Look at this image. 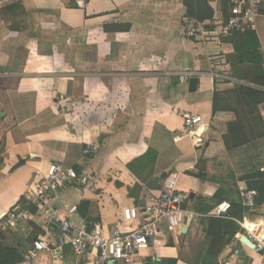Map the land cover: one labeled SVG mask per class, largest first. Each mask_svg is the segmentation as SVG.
Returning a JSON list of instances; mask_svg holds the SVG:
<instances>
[{
	"label": "crops",
	"instance_id": "obj_1",
	"mask_svg": "<svg viewBox=\"0 0 264 264\" xmlns=\"http://www.w3.org/2000/svg\"><path fill=\"white\" fill-rule=\"evenodd\" d=\"M207 2L214 11L207 26L228 21L230 0ZM0 4V228L21 249L20 264L93 260L76 258L68 246L62 260L49 252L31 255L35 241L59 235L33 200L32 184L52 163H74L77 146L94 149L77 162L79 174L90 177L89 184L81 192L62 189L48 202L57 212L77 206V228L86 220L111 227L131 206L144 213L175 180L178 192L211 206L217 203V193L226 194L224 202L236 203L233 214L243 216L239 223L264 233V204L245 206L237 195L239 182L234 181L264 172V138L227 151L224 137L235 114L213 112L215 92L234 91L238 84L263 89L239 81L236 72L241 68L247 76L249 68L264 69V7L254 29L217 43L186 37L184 0ZM185 72L198 79L194 93L189 92L190 81L180 77ZM183 112L203 117L209 126L202 152L196 154L188 138L174 141L183 131ZM260 115L264 123V107ZM148 150L158 157L152 177L142 184L127 165ZM200 173L205 179L195 178ZM137 184L142 193L135 202L129 189ZM209 219L196 214L181 232L169 229L173 246L157 232L148 262L176 259L177 264H200ZM242 235L224 249L220 264H264L262 255L240 242Z\"/></svg>",
	"mask_w": 264,
	"mask_h": 264
},
{
	"label": "built area",
	"instance_id": "obj_2",
	"mask_svg": "<svg viewBox=\"0 0 264 264\" xmlns=\"http://www.w3.org/2000/svg\"><path fill=\"white\" fill-rule=\"evenodd\" d=\"M230 3L232 15L223 24L211 22L207 26L205 23L186 19V37L219 43L235 33L254 29L256 19L264 7V0H230ZM78 6L82 8L84 3L78 1ZM180 77L188 83L195 75L185 72ZM181 117L183 131L174 137V141L188 138L193 143L194 152L196 154L202 152L207 144L209 126L203 117L190 112H183ZM93 150L88 147L83 154L89 156ZM89 181V176L79 174L74 168H65L60 162H54L46 174L39 175L33 182L31 192L33 200L42 210L48 223L57 227L59 235L55 240L35 241L31 255L49 252L55 260H62L64 249L68 246L78 259L91 256L93 258L91 264H147L159 224L164 223L169 229L181 232L196 218V213L185 208L189 197L175 189V180L166 185L165 190L149 208L144 210V213L135 206L124 208L121 219L111 227H105L100 222H89L77 228L73 224L78 212L77 206H65L62 212L48 208L50 199L58 195L62 189L75 188L81 192ZM239 194L245 206L256 207L257 191L240 188ZM230 209L231 204L228 202L218 204L217 217L225 216ZM239 224L243 231H246L241 234L247 236L254 244L256 252L264 257L263 231L259 229L250 231L245 227V223ZM74 264L84 263L77 261Z\"/></svg>",
	"mask_w": 264,
	"mask_h": 264
},
{
	"label": "trees",
	"instance_id": "obj_3",
	"mask_svg": "<svg viewBox=\"0 0 264 264\" xmlns=\"http://www.w3.org/2000/svg\"><path fill=\"white\" fill-rule=\"evenodd\" d=\"M227 8L230 11L229 18L231 17L232 6L230 3ZM227 4V6H228ZM186 7V16L190 20H194L199 23H205L211 21L214 17V11L208 5L207 0H184ZM228 18V19H229ZM237 61L242 64V53L238 54ZM236 72V78L239 81H247L249 84L261 87L264 89V69L262 66H254L249 68L251 75L244 76L240 71ZM259 74H258V72ZM257 73L258 77L253 74ZM258 89L248 85L238 84L234 91L214 93L213 99V112H232L235 114L236 120L229 125L228 134L224 137V144L227 151L238 149L242 146L248 145L252 142L258 141L264 138V123L260 115L261 107H264V90ZM80 152L75 159L74 163L67 160L63 165L65 168H74L78 173L79 167L77 165L78 160L83 155L85 146H77ZM76 147V148H77ZM3 150L0 149V156ZM158 153L153 150L140 157L139 159L131 162L127 165V169L142 183L145 184L154 173V166ZM1 158V157H0ZM2 159H0L1 162ZM24 162L21 161L17 166H21ZM198 179H205V175L200 173L195 176ZM239 184L237 185V195L241 200L239 189L246 188L247 190L257 191L258 197L256 198V205L261 206L264 204V172H257L254 175H247L239 179H234ZM142 193V186L137 184L129 189V197L137 202ZM226 194L216 195L217 203L215 206L209 205L207 202H203L202 199L189 198L188 202H196L192 206L185 205V208L196 214L210 216L209 223L206 229V235L204 244L206 246V253L201 260L200 264H220V256L224 249L236 242V236L239 233H244L239 222L243 220L241 214H233V207L235 202H230L231 209L223 217H217V205L226 200ZM242 201V200H241ZM91 221L86 220V223ZM157 232L162 233L168 237L167 245L173 246V242L170 236V230L166 224H159L157 226ZM24 261V256L21 253V249L8 240L7 235L0 228V264H20ZM165 264H177V260H165ZM147 264H154L150 260Z\"/></svg>",
	"mask_w": 264,
	"mask_h": 264
},
{
	"label": "water",
	"instance_id": "obj_4",
	"mask_svg": "<svg viewBox=\"0 0 264 264\" xmlns=\"http://www.w3.org/2000/svg\"><path fill=\"white\" fill-rule=\"evenodd\" d=\"M197 87H198V79L196 77H194V78H192L190 80V83H189V92L190 93L196 92ZM190 196L193 198L194 197V194H191ZM240 242L243 243L244 245H246L247 247H249L250 249H255L254 244L245 235H242L240 237Z\"/></svg>",
	"mask_w": 264,
	"mask_h": 264
}]
</instances>
